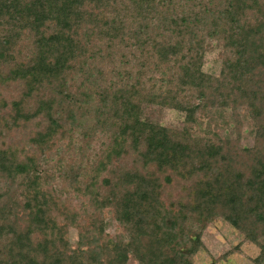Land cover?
Returning <instances> with one entry per match:
<instances>
[{
	"label": "trees",
	"instance_id": "16d2710c",
	"mask_svg": "<svg viewBox=\"0 0 264 264\" xmlns=\"http://www.w3.org/2000/svg\"><path fill=\"white\" fill-rule=\"evenodd\" d=\"M219 219L264 264V0H0V264H194Z\"/></svg>",
	"mask_w": 264,
	"mask_h": 264
},
{
	"label": "rangeland",
	"instance_id": "374dc122",
	"mask_svg": "<svg viewBox=\"0 0 264 264\" xmlns=\"http://www.w3.org/2000/svg\"><path fill=\"white\" fill-rule=\"evenodd\" d=\"M221 52L222 48L217 46L216 42H214L212 50L207 53L205 58L204 70L206 72L210 74H219L222 65ZM147 114H152L156 120L158 119L166 125H179L184 119L183 114L171 109L148 108ZM202 127L205 126L202 125ZM105 142V137L101 136H98L94 141L89 155L90 162L94 163L99 158L102 149H104L103 143ZM81 143V138L75 136V138H73V147L68 149L64 154L61 153L59 157L56 156L55 164L59 163V160L63 163H71L78 152L76 148L79 147ZM72 195L76 207L79 212L82 213L81 206L83 202H87V197L76 192H72ZM103 216L107 223L106 225H108L105 235L108 233L110 237H119L121 239L126 237L123 227L114 220L111 208L105 210ZM192 229L200 231L202 225L197 223ZM70 236L72 244L76 245L79 239V230L77 228H71ZM203 241L206 248L195 256L194 264H213L215 260H217V262L214 264H254L253 260L260 252L256 245L245 242L243 235L222 219L212 222L203 230ZM238 246L239 248L236 249ZM129 264L138 263L132 258Z\"/></svg>",
	"mask_w": 264,
	"mask_h": 264
}]
</instances>
